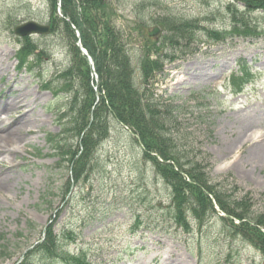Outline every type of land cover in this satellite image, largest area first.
<instances>
[{
	"label": "rangeland",
	"instance_id": "obj_1",
	"mask_svg": "<svg viewBox=\"0 0 264 264\" xmlns=\"http://www.w3.org/2000/svg\"><path fill=\"white\" fill-rule=\"evenodd\" d=\"M108 2L114 14L112 24L130 34L131 66L141 92L144 38L133 27L152 28L164 16L195 22V43L182 53L178 49L179 59L174 63L166 61L163 76L153 89L145 88V97L152 95L161 110L163 105L176 107L171 131L182 150L193 155L199 152L211 165L213 183L249 193L252 211L264 214V170L245 163L255 140L264 143V76L246 83L241 92L229 82L237 61L252 65V73L264 71V35L224 43L207 38V32L227 28L230 0ZM241 7H237L239 12ZM250 17L259 26L258 32H264L262 16ZM29 21L51 27L46 0H0V106H7L0 110V121L22 122L10 136L11 143L0 139V177L6 174L13 179L7 187L0 185V236L5 240L0 241V264H19L31 254L32 264H46V258L35 252L46 227L60 236L66 233L62 253L82 249L98 264H264V256L233 237L219 216L201 231L190 220L194 238L177 234L168 220L170 187L143 160L134 137L113 118L107 119L109 137L96 150L86 173L77 184L72 183L73 175L53 155L47 140L48 135L60 134L58 116L67 115L68 94L52 92L60 86L57 74L70 66L67 43L60 30L30 36L36 54L42 55H33L31 67L18 70L14 56L21 50L22 38L13 30ZM163 36L164 32L155 47L169 55L172 49L163 45ZM26 119L34 124L25 128ZM10 148H16V153H10L15 152Z\"/></svg>",
	"mask_w": 264,
	"mask_h": 264
},
{
	"label": "trees",
	"instance_id": "obj_2",
	"mask_svg": "<svg viewBox=\"0 0 264 264\" xmlns=\"http://www.w3.org/2000/svg\"><path fill=\"white\" fill-rule=\"evenodd\" d=\"M241 4L243 12H237L235 6L227 5L231 15V32L237 36L257 34V27L252 25L249 13H264V0H233ZM50 13L51 32L60 30L67 43L70 66L58 74L60 86L52 92L54 95L66 91L68 94L67 115L60 114L58 123L61 131L58 135H48L47 140L55 156L73 175L77 183L86 173L98 147L109 137L108 118L127 127L136 140L142 145L145 162L152 165L171 189V219L177 228L189 233L191 226L187 217L191 216L197 227L202 228L215 213L214 203L227 218L223 220L227 227L249 241L264 254V215L252 211V197L249 193H240L230 184L213 183L209 170L210 165L198 154L186 153L179 142L172 136L174 118L171 117L176 107L163 105L145 97V88H152L156 78L163 71L165 59H174L175 52L189 48L198 29L195 22L178 20L169 16L155 21L165 35L163 45L172 49V53L163 57L155 44L144 38L141 47L140 82L144 87L141 92L135 86L134 70L131 66L130 37L126 31L112 24L114 15L108 0H60V17L57 14L58 0H47ZM80 34V42L92 58L93 69L76 47L75 31ZM141 34L140 25L133 27ZM209 37L221 40L219 32H208ZM18 58L22 66L27 57L36 54V45L29 38L21 41ZM183 45V46H182ZM36 55H42V52ZM95 74L98 82L94 81ZM49 87V86H48ZM178 137L177 134H174ZM185 140V138H180ZM135 140L136 143H138ZM183 147L192 150L188 145ZM155 155V156H153ZM158 158L162 160L159 162ZM69 191V188H67ZM67 191V192H68ZM239 222L235 226L234 222ZM61 236L46 228V237L37 246L35 252L46 258V264L53 260L60 264H92L83 252L73 255L62 253ZM0 241H5L0 236ZM4 251V247H1ZM2 253V252H0ZM23 258L20 264H32L31 258ZM2 259V258H1Z\"/></svg>",
	"mask_w": 264,
	"mask_h": 264
},
{
	"label": "bare ground",
	"instance_id": "obj_3",
	"mask_svg": "<svg viewBox=\"0 0 264 264\" xmlns=\"http://www.w3.org/2000/svg\"><path fill=\"white\" fill-rule=\"evenodd\" d=\"M22 97V95H20L18 98ZM4 108L3 110H6L7 109V106L4 107V105H1L0 106V110ZM12 126V124H14ZM22 124L21 120L19 122H13L12 123H8V121L6 120H3V121H0V133L4 135V137H1L0 136V139L2 138L3 139H7L9 141V143H11V138L10 136L14 133V132H17L18 131V128L20 127V125ZM34 124V120L33 121H29V119H26L23 123V125L25 126V128H28L29 126L33 125ZM255 134L257 136H261L263 137V135H261V133H258V132H255ZM259 138H257L255 140V142L253 143V145L250 147V149L247 151V158L245 160V163L247 166H250L254 169H257L259 168V170H264V143H257V140ZM7 141V143H8ZM233 143L234 142H231L230 145L233 146ZM10 147V146H9ZM12 147V146H11ZM15 149V152L11 151V150H14ZM10 153H16L17 149L16 148H10ZM9 152V151H7ZM5 153V152H3ZM241 159V156H239V158L237 159V161H239ZM2 161H0L1 163ZM242 163V162H241ZM238 166V164H236ZM253 169V171H255ZM3 177V178H1ZM0 178V185L1 183L6 187L7 185L11 184V182L13 181V179H11L9 176H7L6 174H4L3 176H1ZM261 180L262 182H264V174L261 176ZM3 181L5 182V184L3 183Z\"/></svg>",
	"mask_w": 264,
	"mask_h": 264
},
{
	"label": "water",
	"instance_id": "obj_4",
	"mask_svg": "<svg viewBox=\"0 0 264 264\" xmlns=\"http://www.w3.org/2000/svg\"><path fill=\"white\" fill-rule=\"evenodd\" d=\"M15 34L19 37L29 36L31 34H48L49 27L48 26H40L34 22L25 23L15 29ZM160 34V31L158 28H153L151 32L147 31V35L150 38L156 39L158 35ZM80 46V44L78 43ZM81 52L86 55V53L81 50ZM88 60L90 63H92V60L88 57Z\"/></svg>",
	"mask_w": 264,
	"mask_h": 264
}]
</instances>
